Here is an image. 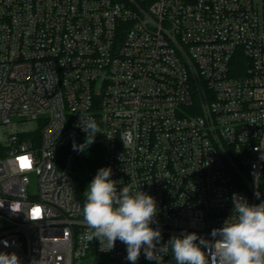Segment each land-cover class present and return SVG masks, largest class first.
Returning <instances> with one entry per match:
<instances>
[{
    "label": "built area",
    "instance_id": "obj_1",
    "mask_svg": "<svg viewBox=\"0 0 264 264\" xmlns=\"http://www.w3.org/2000/svg\"><path fill=\"white\" fill-rule=\"evenodd\" d=\"M81 117L117 188L155 198L161 246L211 239L234 193L264 202V0H0V252L22 264H131L85 239Z\"/></svg>",
    "mask_w": 264,
    "mask_h": 264
},
{
    "label": "clouds",
    "instance_id": "obj_2",
    "mask_svg": "<svg viewBox=\"0 0 264 264\" xmlns=\"http://www.w3.org/2000/svg\"><path fill=\"white\" fill-rule=\"evenodd\" d=\"M80 127L87 135L83 144L73 143L78 152L92 145L97 133H103L91 117H81ZM124 135L126 147L133 137ZM111 177L110 167L100 168L84 192L82 215L89 229L85 239L98 240L101 251H112L119 240L126 245L125 259L131 264H137L142 252L147 260L163 264L157 253L166 252L169 245L175 264H264V202L252 205L234 193L231 218L211 230V239L183 232L161 246V230L151 227L158 215L155 198L129 186L118 189L120 181ZM0 264L22 262L15 252H0Z\"/></svg>",
    "mask_w": 264,
    "mask_h": 264
},
{
    "label": "trees",
    "instance_id": "obj_3",
    "mask_svg": "<svg viewBox=\"0 0 264 264\" xmlns=\"http://www.w3.org/2000/svg\"><path fill=\"white\" fill-rule=\"evenodd\" d=\"M85 138L86 135L83 137L81 144L84 143ZM102 167H104L103 140L96 135L92 145L88 146L84 151L77 152L72 174L77 189V199L82 208L85 203L84 192L97 171Z\"/></svg>",
    "mask_w": 264,
    "mask_h": 264
},
{
    "label": "snow or ice",
    "instance_id": "obj_4",
    "mask_svg": "<svg viewBox=\"0 0 264 264\" xmlns=\"http://www.w3.org/2000/svg\"><path fill=\"white\" fill-rule=\"evenodd\" d=\"M26 159V158H25Z\"/></svg>",
    "mask_w": 264,
    "mask_h": 264
}]
</instances>
